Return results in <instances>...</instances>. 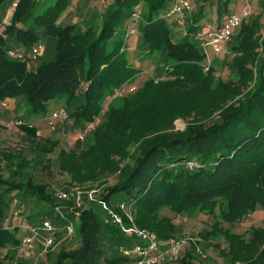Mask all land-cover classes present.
Returning a JSON list of instances; mask_svg holds the SVG:
<instances>
[{"label":"trees","instance_id":"16d2710c","mask_svg":"<svg viewBox=\"0 0 264 264\" xmlns=\"http://www.w3.org/2000/svg\"><path fill=\"white\" fill-rule=\"evenodd\" d=\"M45 1L0 0V102L14 101L15 118L23 122L14 127L27 143L15 149L0 142V264L14 262L21 242L18 229L4 225L11 193L21 206L31 202V225L50 221L61 227L53 236H71L74 246H61L54 256L55 237L40 264H134L120 248L139 240L109 220L111 210L130 226L120 203L135 226L156 234L161 248L170 239L193 237L195 245L214 248L222 258L206 261L192 244L164 264H264V226L235 231L256 211L264 218L262 15L250 13L226 53L210 59L194 33L203 23L220 25L235 0H190L185 28L165 17L174 0H109L102 11L67 24L62 18L72 0L44 7ZM133 14L139 15L135 22ZM171 25L182 37L172 36ZM130 26L137 31L127 35ZM36 45L43 53L30 68L9 56L26 55ZM135 47L141 61L160 70L141 84L136 79L142 69L128 59ZM217 62L229 68L228 79L216 76ZM52 107L67 116L53 130L60 126L77 136L93 128L69 149L38 136L29 121L47 120ZM54 175L63 179L60 191L52 187ZM77 191L81 207L75 204ZM62 192L68 200L59 198ZM185 214L210 226L185 236L178 223Z\"/></svg>","mask_w":264,"mask_h":264},{"label":"built area","instance_id":"2783aa9c","mask_svg":"<svg viewBox=\"0 0 264 264\" xmlns=\"http://www.w3.org/2000/svg\"><path fill=\"white\" fill-rule=\"evenodd\" d=\"M174 1L175 2L172 7L166 12L165 17L175 21L179 27L185 28L186 19L190 17L192 13V4L190 0ZM16 6L17 3L14 1L12 3L11 9H14ZM250 12V3L248 0H245L244 5L239 13L227 15L222 23L218 26H215L211 23H203L202 26H200L199 29L195 31L194 38L199 42L204 52L210 48L214 56L217 57L222 53L226 44L231 40L233 32L240 26L241 22L249 16ZM132 19L135 22L137 19H139V15L133 14ZM136 31V28L130 26L128 28L127 35L135 34ZM43 48L44 47L42 45H36L32 47V49L26 55L20 51H10L9 56L25 61L27 63V68H30L33 62H35L42 55ZM133 90L134 87H131L130 91ZM13 105L14 101L12 99H6L0 102V107L6 110L13 108ZM66 120L67 116L64 112L55 111L46 121L48 127L53 130L55 122L64 123ZM9 124L16 127L23 125V122L20 120H14L10 121ZM92 128L93 124L88 125L86 129L80 131L77 134V139L83 140L84 136ZM88 194H90L89 197L92 198V193L89 192ZM59 198L62 200H68V195L62 192L59 194ZM81 203V193L80 191H77L75 204L77 207H81ZM119 208L126 213L130 221V226L122 225L121 218L111 210L108 211L109 220L112 224L119 225L124 232L136 237L141 242L131 248H120V252L124 256L135 260L134 264H162L165 261H176L182 256L186 249L192 246V244H194L195 253L200 255L202 258L205 257L200 247L195 245L196 239L193 237H186L179 240L170 239L166 242V247L161 248L155 233L146 229H140L134 225L132 215L124 203H120ZM56 211L61 214V209L59 207L56 209ZM14 215L17 216V212L14 213ZM75 216H79V213L75 212ZM20 227L25 231L26 235L17 247L16 259L12 264H18V259L22 258L32 248L36 240L42 239L44 242L42 254H45L47 250L52 247L54 241L53 235L55 230L49 221H45L40 227L33 226L30 223H22ZM67 230L68 233L71 234L72 226L68 225Z\"/></svg>","mask_w":264,"mask_h":264},{"label":"rangeland","instance_id":"374dc122","mask_svg":"<svg viewBox=\"0 0 264 264\" xmlns=\"http://www.w3.org/2000/svg\"><path fill=\"white\" fill-rule=\"evenodd\" d=\"M56 1L57 0H46L44 4L42 3V5L44 7L52 6L54 5ZM108 1L109 0H72L73 8L69 10L67 15L63 16L62 22L63 24L70 23V21L77 20L83 15H85L84 13H87L88 15V13H90V11L92 12L93 9H95L96 11H102L101 9L104 8V6L106 5ZM192 2L196 4L195 0H192ZM249 3H250L251 15H262V18H261V22L263 25L262 32H264V0H249ZM243 5H244L243 0H237L236 3H233L231 5L230 10L235 11L236 13H239ZM211 18H214V19L216 18L215 12L212 13ZM171 32L173 34L172 36L174 37H177V38L182 37L180 31L173 25H171ZM206 52L210 59L215 57L210 48H208ZM224 53H226L225 49L222 51V53L218 57L220 58L221 56H223ZM49 55H50V50L47 48L44 59L48 58ZM128 59L131 63L136 64L138 67H140V69H142V73L136 79L138 84H141L142 81L150 77H155L159 74L160 70H157L152 63H150L147 60L141 61L140 56L137 55L136 47L135 49L128 52ZM218 62L214 65L216 76L224 80L228 79L230 75L229 68L223 62L217 65ZM57 109H60V108L52 107L50 111H54V110L59 111ZM8 112L9 111H6L4 113V124L9 123L10 121L16 120L15 110L14 111L12 110V112L10 113ZM29 122L38 127L39 129L37 133L38 136L40 137L47 136L49 138L56 139L59 141V146L64 149H69L74 146L77 136H73L71 133L67 132L66 130H63L60 126L56 127L55 130H51L47 125L46 119H43V118L31 120ZM9 125L11 127V131H8V128H4L0 126V142H2L5 146H8L10 148L25 149V147L27 146V143L24 142V140L22 139V134L19 133L17 128H15L13 125L11 124ZM183 127H184L183 122L181 121L176 122V128L182 129ZM109 181L110 183H112L113 179H109ZM62 182H63V179L57 175H54V177L51 179L52 187L54 190H57V191H60L62 189L63 187L61 184ZM20 204H21L20 198H17V196H15L14 193H11L7 197H5L7 218L10 219V221L14 220L15 218H18V220L21 221V224L30 223V221L26 219V216L29 214L30 209H32L31 202L29 206L27 207L21 206ZM33 209L37 210V207L33 205ZM16 212H17V216L14 215V213ZM56 214L57 213L54 212L53 215L56 216ZM261 215L262 214L260 211H256L255 214L248 216L245 219V221L238 224L235 227V231L238 233H244L248 231L249 228L252 226H258V225L264 226V218ZM193 216L185 214V215L178 217L179 227L185 236H193L200 230L208 228L210 226L209 221L204 223L197 217H193ZM50 224L54 228V230L60 231L61 227L55 226L51 222ZM37 227H40V226H37ZM20 232L22 233L23 230H20ZM55 237H56L57 245L53 247L52 253L54 254V256L56 252H58L61 246H65L68 248L74 246L71 236L66 234L65 232H61L60 234L55 235L54 238ZM22 239L23 237L21 238V240ZM43 244L44 242L42 239L36 240V243L32 246V248L22 258L18 259L17 261L18 264H20L21 262L25 264H40L42 261L45 262L46 260L45 254H42V251L44 249ZM200 249L201 251L203 250L202 247H200ZM204 252H205L204 254L205 257L203 258L204 260L207 261L210 258H212V260L216 262L222 261V258L219 256L218 250L214 248H209L205 250ZM165 262H163L162 264H164Z\"/></svg>","mask_w":264,"mask_h":264},{"label":"crops","instance_id":"0c3cea01","mask_svg":"<svg viewBox=\"0 0 264 264\" xmlns=\"http://www.w3.org/2000/svg\"><path fill=\"white\" fill-rule=\"evenodd\" d=\"M236 1L237 0H235V2L234 3H236ZM249 1V0H248ZM243 2H245L244 0H243ZM231 13H236L235 11H232ZM226 18V16L224 17V19ZM223 19V20H224ZM223 20H220L218 23H221ZM225 49V48H224ZM226 51V50H225ZM1 110H3V108L2 107H0V111ZM5 110V109H4ZM12 110V108L10 109V110H5V112L6 111H9L8 113H10V112H12L11 111ZM0 122H2V121H4V111L1 113V115H0ZM9 131V130H8ZM6 219H8L7 218V215H6V217H5V227H8V228H17L18 229V233H17V235H18V237L20 238V240H21V238L23 237L24 238V236L26 235V233H25V231L20 227V225H21V221H19L18 220V218H15L14 220H12V221H10L9 219L8 220H6ZM20 230H23V232L21 233L20 232ZM36 243V242H35ZM34 243V244H35Z\"/></svg>","mask_w":264,"mask_h":264}]
</instances>
